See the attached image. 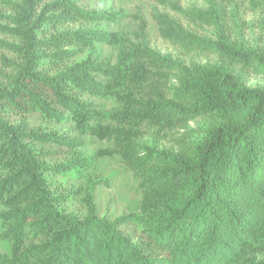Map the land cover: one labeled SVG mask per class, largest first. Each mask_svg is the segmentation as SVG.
Instances as JSON below:
<instances>
[{
	"label": "trees",
	"instance_id": "16d2710c",
	"mask_svg": "<svg viewBox=\"0 0 264 264\" xmlns=\"http://www.w3.org/2000/svg\"><path fill=\"white\" fill-rule=\"evenodd\" d=\"M17 1V33L27 37L30 58L3 100L15 113L38 111L51 121L72 123L81 137L100 140L114 132L100 125L102 114L89 99L117 96L137 103L156 125L201 117L210 122L201 140L182 154L119 140L115 153L139 181L142 201L138 212L113 221L100 219L92 203L84 219L64 215L62 199L50 188V178L84 172L86 161L51 166L24 144L75 149L80 142L0 122V241L10 247L0 264H264V90L248 88L230 70L264 75V51L221 40L212 47L223 64L187 67L144 40L140 51L151 66L176 73L177 102H135L101 81L119 78V66L74 62L94 45H118L116 34L59 31L74 22L112 23L117 13L86 12L71 0ZM122 228L141 229L146 246Z\"/></svg>",
	"mask_w": 264,
	"mask_h": 264
},
{
	"label": "rangeland",
	"instance_id": "374dc122",
	"mask_svg": "<svg viewBox=\"0 0 264 264\" xmlns=\"http://www.w3.org/2000/svg\"><path fill=\"white\" fill-rule=\"evenodd\" d=\"M71 1L86 12L111 10L118 14L112 23L74 22L59 28V31L101 30L116 34L120 40L118 45H94L84 50L74 62L90 59L119 66V78L101 81L110 83L116 94L130 96L135 102H177L174 95L178 82L176 73L157 71L151 66L140 51L144 40L150 49L187 67L223 64L212 47L220 44L221 40L245 46L247 50L264 51V0ZM14 4L19 2L0 0V122L23 126L28 133L57 134L82 144L75 149H64L34 141L24 142L39 156V162L54 166L80 160L89 164L84 172H70L49 179L51 190L62 199L60 209L64 215L84 219L90 203L95 206L97 216L108 221L138 212L142 190L133 172L115 153L119 140L128 139L134 144L182 154L194 142L201 140L210 118L156 125L137 103L127 104L117 96L89 99L102 114L100 125L114 132L112 138L100 140L81 137L72 123L51 121L38 111L22 115L15 113L3 100L12 91L14 79L29 61L30 53L25 51L27 37L17 33L21 28L16 22L19 18ZM32 26L28 31L33 30L37 38ZM1 43L15 45L23 51L3 48ZM230 70L240 76L248 88L264 90V75L243 72L233 66ZM3 212L0 204V233ZM121 230L133 242L146 246L141 229ZM151 254L163 259L157 251L151 250ZM0 255L10 256V247L5 241H0Z\"/></svg>",
	"mask_w": 264,
	"mask_h": 264
}]
</instances>
